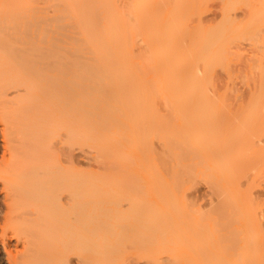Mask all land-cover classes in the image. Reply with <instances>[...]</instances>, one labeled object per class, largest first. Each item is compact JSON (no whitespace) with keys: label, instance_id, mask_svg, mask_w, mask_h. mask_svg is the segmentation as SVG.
<instances>
[{"label":"bare ground","instance_id":"bare-ground-1","mask_svg":"<svg viewBox=\"0 0 264 264\" xmlns=\"http://www.w3.org/2000/svg\"><path fill=\"white\" fill-rule=\"evenodd\" d=\"M126 1H129L127 2L128 4L125 3ZM220 1H222L220 2V4L221 3L223 4L224 0H220ZM227 1L229 2L230 0ZM234 1L231 0L230 1L231 4H233ZM238 1L235 2H237L239 5L240 4L247 5V6L245 5L244 7L245 9L252 7L251 10H249V12L252 13L253 11L256 12L255 11L256 7L253 6V3L250 6L248 5L252 1L254 2V0H250V3H248L249 0L248 1L241 0L240 3ZM259 1L256 2L258 3V5L259 3H262L261 1L263 0H261L260 2ZM196 2H198V0H0V140H1L0 141L1 142L0 143L1 144L0 180L1 182L3 181V187L1 186V191L2 189H4L5 191V197L4 196L3 197L5 199L4 205L6 208V214L4 215H6L5 218L7 221L6 223H4L2 220L3 223L0 224V225L5 224V226L7 225V227H4V225H2L4 228L0 226L2 228V233H3L0 234L2 236L1 239L4 236L3 246L1 245L2 246L1 250H3L2 251L3 254L0 255V264L1 262L3 263L5 261L8 264H59L58 221L57 222L53 221V219L41 220V218L37 221H33L31 220L32 218L29 217L31 216L29 215L30 214L29 212L30 211L32 212L34 210V213L36 212L38 215H41L44 212H46L45 209L47 208V205L49 203L59 204V193L57 192L54 193V190L55 191L57 190L56 187H58L59 189V177L57 175L59 174V115H60L59 106L61 107L62 111L67 109L71 111L70 107L73 109L72 111H74L75 108L78 107L76 103L71 102L70 100L65 98L63 96L64 95L63 92H62L63 93L62 97L64 98L59 99L60 87H63L62 88L63 91H67L68 89V91L75 92L79 85L78 82H73V81L71 82V80L69 81L70 83L67 82L59 83V78L65 76H71L77 79L78 78L83 79L85 77L90 76L94 78V81L96 79V81L98 80L97 83H100V85L96 87L100 88L101 86L104 89L105 88L107 89L108 87L112 89V87L113 88L115 87L113 90H111V92L112 91L116 92L115 91L116 89L118 92L120 90L122 94H118V92H116L115 94L112 92L114 94L113 97L116 96L115 98H113L114 100L112 99V102L115 101V103L116 102L120 103L125 108V110L129 106L131 109L133 108L132 110L129 108L128 109L131 111L130 114H132L133 117H135L132 118V120H134L133 124L136 126L137 129H139L140 126L141 128L148 125L150 126V123L151 125H154V127L152 126L154 128V131L150 129L152 130V132H149L148 131L149 128L147 127V131L142 132L145 134H142L140 132V136H141L140 142L143 140L142 136L144 135L145 141L143 140L141 142V145L142 143H144V145L146 146L148 144V142L146 141L148 139L146 138L149 137L151 133H153L152 137L154 141L153 140L151 141L158 145V146L156 145L158 147V149H156L155 147L152 146L153 143L150 141L152 143L150 146L151 148L153 147V149L149 148L150 146L148 147L150 151L151 150L153 151L152 154H154L153 157H151L152 159L150 158V160L152 161L150 167L152 168V172L154 173V174L152 173L154 175V185L156 186L157 189L172 190L174 191V193L177 191L178 193L176 192V194H172V196L174 197L171 196L172 198H176L177 194L178 197L179 193L183 192L182 190H184L186 194L188 193V190H191L190 192L192 193L194 189H196L201 185L200 182L202 183L201 186H203V182H206L204 183L206 185L209 184L206 187L208 188V190L210 188L209 186L211 185L210 190H213L214 192L210 191V193L211 192L212 194L214 193L216 197H214L215 199H213V196L215 195L213 196L211 195L212 200L214 202L213 201L211 202L210 201L211 198H210L209 200H207L210 201L209 202L210 204L207 203V205L209 204L210 206H212L211 204L212 203L215 204L216 202L215 205L217 207L213 206L214 209L216 208L214 210L210 208L209 205L207 206L205 201H204L205 203H203L205 204L204 206H206V208L209 207L211 210H209V212L207 210L208 208L203 210L204 208L203 206L202 208L203 211L201 212V213L203 212L206 213V218H203L201 216V220L203 222L205 219V222H207V228L205 229L208 230V232L207 231L205 232V238L203 242L205 249L204 251L201 252L203 254L201 257L202 264H264V222L262 221L263 223L260 224L261 215H263V213L260 212L262 211V209H259V205L261 204L263 205L264 203L258 205V201L256 203L254 199L258 194L255 197L252 196L254 193L253 189L258 187L259 184L261 185V183L258 182H262L261 180L264 179L263 178L264 177V147L263 148H260L259 146H258L259 148L256 147L257 145L255 143L257 140L254 141L255 139L254 135L256 134V132L254 133V131L251 132V130H249L250 127H252L253 129V126L256 125V122L257 123L259 122L260 118L261 119L263 118L262 116L264 110H262V112L257 111V113L259 114L257 115L258 119L255 117L256 119H254L255 122L253 123H251V121L254 116L251 118L250 115L254 113L253 108H257L260 110L262 109L259 108V106L261 107V105L264 104L263 103L264 93L261 94L263 95L261 96L262 98H258L259 96L256 97V95L253 97L252 94V97L249 99V102L247 104L244 103L246 105V108L249 107L253 109L250 110L253 112L252 114L249 115L250 117L247 115V118L249 117L248 119L250 121L246 117L244 118V121L246 123L247 121L250 123V126L249 124H247L249 127L247 125L244 126L242 125L240 127L239 125L243 124L244 122L243 120H241L243 122L237 125L236 126L237 128L234 127L232 129V124L234 123L235 125L234 119H236V116L237 119L239 118L238 116H241L240 114H238L236 116H233L234 122L230 120L228 125L229 130H227V132H224L222 127L225 124L224 119L226 116L225 117L220 116L222 118L221 121L220 119L219 121L221 123L223 121V124H221L218 121L216 111L217 110L221 111V113L223 112L222 114H224V111L219 109L222 108L225 109L224 107H229L230 106L229 99L221 95L222 92L221 93L219 92L220 95H216L217 89L215 94L212 93L213 91H215L214 89L215 87L213 88L214 90L211 93H210L211 88L209 89L210 84H212V82L214 83V81L217 80L215 79V77L214 80L213 76L212 78L209 76V74L213 69L211 68V66L213 65L214 67V64L219 66V63H221L220 67L218 68L220 70V68L223 67V65L225 64L223 63L224 60L230 57V55L232 56L233 54H238L237 56H240L241 55L239 54L240 52L237 51L236 49L238 47L237 45L239 44V42L241 43L243 39L246 38L247 40L245 39V41L252 40V43L250 44L258 45L259 51L258 48L253 46L254 49L255 48L257 49V51L255 49L256 55L257 53L259 55V52H262L263 53L262 55H264L263 52L264 50L262 46L259 47L262 44L259 45L258 41H256L259 40V42H261V40L258 38H261L260 35L262 31L264 32V28L262 27H261L262 29L259 28L258 29L259 31L256 29L255 31L259 33L254 32L252 34H249V36L247 37L244 33V30L247 29V26L250 27V23L251 24L254 23L253 25L257 23L258 20L257 18L260 19L258 20L259 22L261 21L262 17L264 16L263 14L264 2L262 5H260L261 8L259 7L260 8L258 9L259 11L254 13L255 18L251 13L250 16L251 21L249 20L248 24L247 23L245 24V26L247 25L246 28L244 27L243 29H241L240 28L241 26L238 25L244 23L243 21H246L245 19L248 18L247 17L248 13H244L247 15L244 20H241L244 18V14L239 15L235 12L232 13L234 15V17H232L231 16L232 14L229 9L232 5L230 4L226 5L227 7L230 6L229 8H226L229 9L228 11L230 13L229 12L226 13L225 10L227 17H229L230 14V18H226V17L224 18L221 16V21H223L222 18H224L223 21L224 25L226 24L229 25L230 27V25L236 24L237 22L239 23L241 21V23L234 25L233 28L230 27L231 29L229 30L228 34H226V36L221 37L223 36L222 34H224L222 32V34L220 33L221 36H217L216 38L215 35L218 32H214L215 33L213 34L214 37H209L207 35L209 33L207 34L205 33L206 34L205 35L202 34L203 32L199 30H192L191 34L189 33L188 36L187 29L190 27L195 29V26L192 27V25L185 30L186 34L183 32L184 28L192 24V21H189L188 18L194 19L195 17H198L197 12H199L200 9L198 8L199 10L196 11L197 8L195 7H200L202 5V7L204 8L205 6L203 5L204 0H200V2L198 3ZM237 3L234 4L238 5ZM226 4L228 3L226 2ZM253 7L255 8L253 9ZM245 12H247V10ZM59 13H65L64 15L66 16H64V18L67 17L69 14L68 20H71L73 22V25L71 24L68 25V28L71 26L72 28L71 27L70 28L74 29L73 35H71L70 37L68 36V40L70 38L74 41L73 44L75 45V49L71 48L74 50L71 54L69 53V57L67 58L68 60L64 58L65 61H67V63L70 62V66L64 65L62 63L64 62V60H61V57H64L65 55H63L64 53L62 54L61 52H59L61 48H63L64 50V47H60L59 45L60 41H62V39L59 41V35H62V33L59 34V26L66 25L64 18L61 19L62 16L60 15L61 16L60 17ZM225 13H223V15ZM219 17L220 15L218 16V18ZM237 17L241 19L240 20L238 19L239 21H237ZM200 18H201L200 21L196 22V20H194V23L195 22L198 23L197 27L200 26L202 28L206 23H204L203 25L202 23L205 20L202 17ZM188 21L190 23H188ZM208 21L212 22V20H208ZM216 22L217 21H215V23ZM218 25L221 24H219L218 22ZM205 26H206L205 28H207V25ZM210 26L212 27V25ZM222 26H220V28ZM229 27L226 28L229 29ZM65 28H67V26H65L63 30H65ZM179 29L181 32L184 33V34L181 33L180 34L181 36L178 35ZM208 29L207 30L205 29V32L206 31L207 32L209 31L211 33L213 32ZM210 29L213 30V28ZM215 30L218 29L215 28ZM198 31L199 33H196ZM192 33L194 34L195 37L193 36ZM195 33L199 35L196 37ZM127 34L130 37V41L129 38H127L128 36L126 37ZM185 35L189 38H187ZM139 38H141L142 40ZM185 38L189 40L185 42L184 41ZM248 38H250L251 40H249ZM138 40L141 41V43ZM126 41H128L129 43ZM135 41L138 44L140 43V46L142 45L143 42L144 45L143 48L145 50L141 49L142 46L141 47L138 46L140 47L139 49L141 51L142 50L144 51V53L142 52L141 55H139L140 50L138 49V47L132 46ZM183 42L187 43V45H184ZM127 45L131 46L132 50ZM127 47L130 49V50L128 49L129 51H127ZM239 48L240 47H238V50ZM69 49L67 47V51ZM134 50H136L137 53L136 51L134 52ZM132 52H134L135 55ZM65 53L67 54L68 52H66L65 50ZM156 56L159 57L158 59H161V56L163 57V59L165 57L164 60L162 59L163 61L162 65L160 63H157V65L154 64L150 67H146V65L149 66L150 64H152L150 62H152L153 61L152 58L154 57L156 58ZM237 56H235V58H237ZM252 57L250 56V58ZM256 57L257 59L261 58V54L259 57L258 56ZM126 61L130 63L129 64L130 67H128V65L126 64V66L129 69L125 67ZM260 61L262 63L260 67L262 68L264 66V60L262 59ZM244 62L246 63L245 60ZM249 65H252L253 69L254 67L258 69L257 67L258 64L257 65L254 64V61L253 64L251 63ZM126 68L128 69L129 73ZM137 68L138 70H140L141 68L144 69L142 70L144 74H146L147 71H151L150 74L153 75L151 76L154 85L152 84V81L149 80L148 78H147L148 81L144 80L146 76H148L147 74H149V72L146 75H144L140 71L137 72ZM256 68L254 71H256ZM229 69L232 72V68L229 67ZM260 70H262L261 73L263 72L264 74V70L263 69ZM254 71L252 70V74H254ZM136 72L138 73V75L139 74L141 75V73L144 75V79L141 78L142 80H144V84L146 83L147 85L149 83L148 85L150 87L148 85L146 86V88L147 87L150 88L148 92L146 91L144 84H141L140 82L142 81L141 79L138 82V84L140 83L139 86L141 85L142 87H144V90L142 92L140 90L141 88L138 89L140 91L139 93L141 94H138V92L136 93L135 89L138 88L137 87L138 84L136 85V88H134L135 86L132 84L131 82L132 80L131 81L129 80L128 82L129 84L123 82L125 84V87H123L124 84L122 83V81H120L121 79H118V78H123V80H128L129 78L131 79L132 74ZM124 73L127 74L126 76H128V78H126V76H123ZM247 75L249 74L247 73ZM134 76H132V79ZM259 76L256 77L259 78ZM135 77L137 78V75ZM248 77L249 76H246V79ZM254 77L250 76L249 77L250 81L253 80L251 78ZM261 77L263 78L262 83L260 82L261 87H259L255 91V93L260 91L259 89L263 90L264 75L263 76L261 75ZM103 78L112 79V81L110 82L112 87L111 85L109 86L108 83H103L104 81V80L102 81ZM246 79L243 77L242 81L245 82ZM255 79H254V85L255 83H257L255 82ZM149 81L151 82L152 85L150 84ZM207 86L209 91L207 90ZM151 89L152 90L154 89V91H152ZM126 91L128 93H126ZM231 91L233 90L231 89ZM111 92L109 94H111ZM232 93L233 92H231V95ZM225 95H230V94H225ZM232 97L233 96H231V99L233 100ZM107 99L108 101H110L109 100L110 98ZM93 102H96V100H93ZM141 102L145 105V108L143 107L144 105ZM259 102L262 104L259 105L260 104ZM132 105H134V107ZM107 106L108 108H110L112 105L109 104ZM139 106L143 107L142 109L143 111L140 109V113H139ZM231 107H235L234 104ZM100 108H101L100 110L104 109V107H100ZM98 109L94 108L93 110H98ZM150 109L153 110L152 111L153 115L150 114L151 113ZM245 110L246 109H244L243 111L245 112ZM132 111L134 113H132ZM161 111L164 114L168 111L169 114L166 113L165 114L166 116H163V114H161ZM243 111H241V113ZM67 112L68 111H66V113ZM119 112L121 113V111ZM141 112H143L144 115ZM92 113L93 112L91 111V114ZM120 113L119 116L122 117L123 112L121 113L122 115H120ZM134 114H136L137 117L136 115L134 116ZM149 115H152L150 116L151 118L150 117L148 118ZM99 116L100 115H98V117ZM139 116L143 120H141ZM102 117L100 116L99 119ZM107 118L109 119V117ZM144 118L151 119V120H147V122L149 121L152 122H149L147 124ZM110 119L112 118L110 117ZM135 119H137V121ZM237 119L236 121L238 122ZM103 120H105V118ZM144 120L145 122H143ZM141 121L143 122L142 124ZM136 122L138 125L136 124ZM261 122L264 123V118L263 120L260 121V123ZM96 123L95 125H97ZM106 123L104 121V124L100 126L105 127L104 125ZM251 124L253 126H251ZM219 125H221L222 127L220 126L221 128H219ZM110 126L113 127L112 125ZM111 127L109 128L111 129ZM90 128L91 131L92 129H94L93 126H90ZM106 128H105L106 130L109 129L108 126ZM61 129H63V127ZM98 129H100V127H98ZM95 131L96 128L94 130V133H96ZM73 132L76 133L75 130ZM115 133H117V129ZM115 133L111 132L110 135L112 136L113 134L115 136L116 135ZM74 135L72 136L74 137ZM93 136L96 137L95 135ZM77 137L80 138L81 136L79 137L78 135ZM86 139L87 138H85V140ZM126 140L128 141V139ZM115 141L116 139H114V143ZM116 142L120 144L118 141ZM145 142L147 144H145ZM153 145L155 146V144ZM149 149H147L148 152ZM66 150L68 149L66 148ZM91 151L92 150H90V152ZM70 153L67 152L69 156H71ZM100 153L102 152L100 151ZM122 154L125 153H121L120 151V153L118 154L119 158H121L120 156H122ZM113 155L114 157H116L115 154ZM89 158H87V160ZM98 158L100 159V156H98ZM255 159L258 161L256 162ZM100 160L102 162V159ZM125 160L124 162H126ZM147 160L144 161L143 159L144 162H147ZM251 160L253 163L250 162ZM104 162L106 161L103 160V162L101 163V164H105L103 165L104 168L103 166L102 167L99 166L97 163V165L99 166V170L100 167L103 168L104 170H108V165L106 166V163ZM95 163L94 165H96ZM109 163L110 162H108L107 164ZM112 163L113 162H111L110 164L112 165ZM120 167L119 170L123 171L122 169H120ZM94 168H96V166ZM248 178H250V180ZM258 178L260 179L258 180ZM244 180H247V182ZM112 181L118 182V180H112ZM244 185L247 187L246 189H243ZM200 190L201 189L195 191L196 192L199 191L200 192L199 194H201L202 190L201 191ZM256 191L254 194H256ZM196 192L193 191V194ZM206 194L207 193H205V195ZM185 196H183L185 199L189 198V195L188 197ZM162 197H166V195L163 194ZM183 197L182 199H184ZM170 198L168 200H170ZM191 199L190 200L188 199L187 201L188 202L191 201V203H193L194 201ZM171 201L169 202L171 206L174 205L173 202L175 204L177 203L175 202V200L172 202ZM183 201L185 203L187 202L186 200ZM187 205L191 206L190 202ZM189 206L187 207V209H189ZM201 207L202 206L200 205V209ZM173 211L175 213L176 209H174ZM211 211L213 212L210 213ZM157 213L158 212L154 214V217H157L158 215ZM176 213H179V211ZM34 215H33V219L36 218V216ZM151 215L153 216L152 213ZM48 216L49 215H47V217ZM240 220L245 221L247 223L246 224L247 226L249 225L248 227L250 231L248 230L249 232H247V234L244 236L243 238L244 242L242 243V245L237 247V244L239 242L235 244V246L237 247L235 249L237 250L241 249V251H239L236 254L237 256H235L234 258V255H232V253L233 252L236 253L234 251L235 249L230 250V252H228L229 251L228 248H231L229 247L230 244L229 241H231L232 238L231 237L229 239L228 237L233 236L228 231H231V233H233L234 230L232 229L231 226H234V224L238 223V221ZM156 221H153V224H156ZM212 222L214 224L216 222L215 225L216 227H219L220 225L219 224L217 226V222L219 223L221 222L222 223L221 229L223 230L224 228L223 225H224L226 227V231L228 230L227 232L230 235L228 236L227 232L225 233V229H224L225 236L223 235L224 233L222 235L221 234L216 235L217 231L221 232L222 230L220 229V227L218 229L215 227L216 228L215 229ZM255 223L257 226L253 227L255 226L254 225ZM10 227L11 230L13 231L11 234L13 240L8 238L7 235L8 234L7 230ZM152 227H150V229ZM153 228L158 229L157 227H153ZM230 228L233 231L229 230ZM233 228L236 229L235 231L238 232L240 231L239 228H235V227ZM159 229L161 230L160 227ZM148 230H146L147 233ZM160 230L159 231L156 230V231L159 232L158 233L159 236L163 239V237L165 236V234L163 233L165 232L163 229L161 232ZM202 230L205 231L204 228H202ZM206 233H208V235ZM153 234H156V232ZM203 234L204 233H202V235ZM144 236L147 235L144 234ZM151 237L154 238V236ZM151 237L149 236V238ZM235 237L236 236H233V238ZM145 239H148V236L145 237ZM153 240H154L153 243L158 245V243H156L157 241H155L156 238H154ZM147 241L145 242V244L148 243ZM166 241L168 240L165 239V242ZM238 241L240 240L238 239ZM12 242L14 243L12 244ZM161 244L164 245L163 242ZM154 253H152V255ZM160 254L161 252L159 251V253L153 255V260L151 258L152 262L149 263L167 264V262L164 263L165 261H163L164 259L162 260ZM173 257L170 256V258H172L170 260L173 262H171L167 258L166 261H168V264H178L179 260H181L180 256H178L177 254L175 255L173 254ZM177 257H179V260ZM143 258L146 259V257L144 256ZM151 260L147 259V261H151ZM104 261L101 264H105L106 262L104 263ZM174 261L176 263H174Z\"/></svg>","mask_w":264,"mask_h":264},{"label":"rangeland","instance_id":"rangeland-1","mask_svg":"<svg viewBox=\"0 0 264 264\" xmlns=\"http://www.w3.org/2000/svg\"><path fill=\"white\" fill-rule=\"evenodd\" d=\"M230 1L228 2L227 0H224L223 4L222 3L220 4V2H222L220 0H206V1L204 0V4L202 3L203 5H205L204 8L202 7L201 3H200V5H201L200 7H202V8L195 7V8H197L196 11L200 9L199 12H197V16L198 17H195L193 15L195 17V18L193 17L194 19L188 18L189 21H192V24H190L186 28H184L183 32L185 33L186 32L185 30L189 26L192 25V27L195 26V29L191 28V27L188 28L187 29L188 30V34H187L188 36H189V33L191 34L192 30H199V31L203 32V33L201 32L202 34L209 33V34L213 35V34H215L214 32H218L215 35V38L217 36H221V34L223 32L224 34H222L223 36H221V37H224V36H226V34H228L229 30L231 28H233L234 25L241 23V21H240L239 23L237 22L236 24L230 25L231 28L229 27V25H226V24L224 25V22H223L224 18L225 17L226 18H230V14H229V17H227V14H226L227 12H229L228 11L229 9H230L231 14L235 13V12L237 14H239V15L244 14V13H248L247 14L248 16L246 14H244V18L243 17H242L243 19L240 18L241 20H244L246 18V16H247L248 18L245 19L246 21H243L244 23H241L240 25H238V26H241L240 27L241 29H243L244 27L246 28L247 25L245 26V24L246 23L248 24V21L251 19L250 16H251L252 12H249V10H251L252 7L251 8L249 7L248 9H245L244 7H245L246 4L242 3L243 5H241V4L239 5L237 2H235V1H238V0H235V1L233 0L235 4L236 3L238 4V5H235L233 2H232L233 4H231ZM240 1L241 0H239L238 2L240 3ZM257 1H259V0H254V2L252 1L251 3H250V0L248 1V3H250V4H248L249 6L252 5V3H253V6L256 7V9H257V10L255 9L256 12L259 11L258 9L261 8L260 5L263 4L264 0L263 1L260 0L262 3H259V5H258V3H256ZM127 2H129V1H126L125 3H127ZM198 2H200V0H198ZM198 2H196V3H198ZM201 2H203V1H201ZM226 2L228 4H226ZM229 4L232 5L233 7L229 6L230 7L229 8V7L226 6V5H229ZM255 7H253V9ZM226 8H229V9H226ZM231 9L234 12H232ZM225 10H226V13H225ZM246 10H247V12H245ZM256 12L253 11V13H252L253 17H254V13H256ZM194 13H196V12H194ZM223 13H225V14L223 15ZM64 14L65 13H59V16L60 15L62 16L61 19H63L64 16H66ZM218 14L220 15L219 18H218V16H219ZM68 16H69V14H68ZM68 16L64 18V21L66 22L65 26H67V28H65V30H63L65 26H63V25L59 26V34L62 33V35H59V41L62 39L63 42H66V43H63L62 41H60L59 45H60V47H64V50H63V48H61V50H59V52H61L62 54L64 53L63 55H65L64 57H61V60H64V62H62V63L64 65L70 66V62H68L69 63L68 64L67 61H65V59L68 60L67 58L69 57V53L71 54L73 52V50L75 49V45L73 44L74 41L72 39L69 38V40H68V36L70 37L71 35H73V32H74V29H71L72 28L71 26H70L71 28L70 27L68 28L69 24L73 25V22L71 20H68ZM216 16H217L218 19L216 18ZM221 16L224 17V18H222L223 21H221ZM231 16L234 17L233 14ZM200 17L204 18V20L206 21V22L203 21L202 24L204 25V23H206L205 25H207V28H205L206 27L205 25L202 28L200 26L197 27L198 23H196V22L200 21V19H201ZM238 19H239V17H237V21L240 20V19L239 20ZM257 19L260 20L259 18H257ZM194 20H196L195 23H194ZM208 20H212V22L208 21ZM218 20H220L221 22L218 21ZM258 20H257V23H255V25H253L254 23L253 24L250 23V27L247 26V29L244 30V33H245L246 37L249 36V34H252V33L256 32L255 31L256 29L258 30L259 28L260 29L264 28V16L262 17L260 22ZM189 21H188V23H190ZM215 21H217V22L215 23ZM218 22L221 25H218ZM210 25H212V27ZM222 25H224V26H222ZM213 26H216V27H213ZM220 26H222L221 27L222 29L220 28ZM226 27H229V29L226 28ZM210 28H213V30L210 29ZM215 28L218 29V30H221V31L215 30ZM223 28L225 29V32H224ZM205 29L206 30L208 29V30L213 31V32L212 33L209 32V31L205 32ZM226 29H227V31H226ZM179 31H180V29H179ZM179 31H178V35L179 36H181L180 35L181 33L184 34L181 31L179 33ZM199 31L196 32V33H199ZM196 33H195V35L197 37L199 34L197 35ZM256 33H259V32H256ZM209 34H207L209 37H214V35L212 36V35H209ZM218 34H220V35H218ZM127 36H128V34L126 35V37ZM193 36H194V34H193ZM260 37L261 38H258V37H256V38L260 39L261 42H259V40H256V41H258L259 45L262 44L259 47L262 46V48L264 50V41H263L264 40V32L263 31L261 32ZM127 38H129V41H130V37L128 36ZM187 38H189V37H187ZM139 39H141V38H139ZM245 39H243V40L245 41ZM248 39L251 40L250 38H248ZM187 40H189V39L185 38L184 41L186 42ZM243 40L241 41V43L239 42V44L237 45L238 47H240L239 50H238V47L236 49L237 51L240 52L239 54H241L242 56L241 55L237 56L238 54H233L232 56L230 55V57H228L226 59L227 61L224 60V62H223V63H225L224 64L225 66L223 65V67H221L220 70H219L218 68L220 67L221 63H219V66L214 64V67H213V65L211 66V68H213V69H212L211 73L209 74V76L211 78L213 76V79H214V77H215V79H217V80L214 79L215 81L212 80V81H214V83L212 82L213 85L210 84V87H209V89L211 88L210 93L215 89V91L212 92V93L215 94L216 89H217L216 95H220V93L222 92L221 95H223L225 98L229 99L230 106L229 107H224L225 109H223V108L219 109V110H223L224 114H222L223 112L221 113V111H218V110L216 111L217 117H218V121H219V119L221 121L222 117H220V116H223V117L226 116L225 119H224L225 124L223 125V127L221 125H219V128L222 127L224 132H227V130H229L228 125H229L230 120L233 121V116H236L238 114L241 115V116H238L239 117L238 119H237V116H236V119L238 120L239 123L236 121V119H234L235 120V125H234V123L232 124V129L234 127H236L237 125H239L240 123H242L244 121V118L245 117L247 118V115L249 116L253 112L254 113L252 115H250L251 118L254 116L252 121H251V123L255 122L254 119H256V118L258 119L257 115H259L257 113V111L262 112V110H264L263 109L264 108V106H263L264 104L261 105L262 103H260V102H259L260 104L259 103L258 104L261 105V107L259 106V108H262L261 110L257 109V108H253L254 110L252 108H249V107L246 108V105H245V104H247L249 102V99L252 97V94H253V97L255 95H256V97L259 96L258 98H262L261 96H263L261 94L264 93V87H263V90L259 89L260 91H258L256 93H255V91L259 87H261L260 86V82L262 83V79H263L261 77V75L263 76L264 74H263V72L261 73L262 70H260V69L264 70V68H263L264 66L262 68L260 67V65H262L260 60H262V59L264 60V57H263L264 55H262L263 54L262 52H259V55H258V53L256 55L255 49L258 48V45L250 44V43H252V40L251 41H245V42ZM126 42H128V41H126ZM139 42L141 43V41H139ZM185 42H183L184 45H187V43H185ZM140 43L138 44L135 41L132 46L138 47V46H140ZM256 44H257V42H256ZM141 46H142L141 49H144L143 48V46H144L143 42H142ZM253 46H255L256 48L254 49ZM67 47H68V49L70 48L68 51H67ZM128 47H130V49L132 48L131 46H128ZM128 47H127V51L130 50ZM140 47H138V49ZM71 48H74V49H71ZM253 49H254V51H253ZM65 50H66V52H68L67 53L68 55L65 53ZM136 50H134V52ZM256 51H257V49H256ZM258 51H259V48H258ZM134 52H132V53L134 54ZM142 52L144 53L143 50L142 51L140 50L139 51V53H140L139 55H141ZM136 53H137V51H136ZM260 54H261V58L262 59L261 58L257 59L256 56L259 57ZM252 55H253V57H252ZM254 55H255V57H254ZM235 56H237V58H235ZM243 56H245V57H243ZM250 56L252 58H250ZM232 57H233V59H232ZM158 58H159L158 56H156V58L155 57L152 58L154 62L153 61L150 62L152 64H150L149 66L146 65V67H150V66H152L154 64L157 65V63H160L162 65L163 57L161 56V59H158ZM234 58H235V60H234ZM164 59H165V57H164ZM244 60L246 61V63L244 62ZM255 60H258L259 62L255 61ZM253 61H254V64H256V65L258 64L257 65L258 69L256 67H254V69H253V66L249 65L251 63L253 64ZM126 64L128 65V67H130L129 66L130 63L128 61L125 62V67H127ZM229 67L232 68V72L230 71ZM250 67H251V70H250ZM199 68H200V66H199ZM255 68H256V71H254ZM128 69H127V71H128ZM142 70H144V69L141 68L140 70H138V68H137V72L140 71V72H142L144 74V72ZM252 70L254 71V74H252ZM257 71H258L259 74L257 73ZM137 72L132 74V76H134L136 74L137 78L135 77L136 76L135 75L133 77V79H132V76H131V79L129 78L128 80H123V78H118V79H121L120 81H122V83L124 82L126 84H129L128 83L129 80L130 81L132 80L131 82L135 86L134 88H136V85L138 84V82L140 81L141 78L144 79V75H146L148 72H149V74H147L148 76H146V78L144 80H147V78L149 80H151V81L153 80L152 79L153 75L150 74L151 71H147V73L145 72L146 74H144V75L142 73H141V75L139 74L141 77L138 75ZM255 72H256L257 75L255 74ZM128 73H129V71H128ZM212 73H214L215 76ZM247 73L249 75H247ZM126 75L127 74H125V73L123 74V76H126ZM246 76H249V77L250 76H252V77L255 76V77L251 78L253 80L250 81L249 77L246 79ZM256 76H259V78L256 77ZM243 77L246 79L245 82L242 81ZM126 78H128V76H126ZM238 78H241V79H238ZM254 79H255V82H257V83H255V85L258 84V85H256L258 87H256L254 85ZM70 80H71V82L72 81L73 82H78V84H79L78 88L74 92V91H68V89H67V91H63V89H62L63 87H60L59 88V90H60L59 91V94H60L59 95L60 96L59 99H63L65 97L68 100H70L71 102L76 103V105L78 107H76L74 111H72L73 109L71 107H70L71 111L69 109L62 111L61 107L59 106V114H60L59 115V174H57L58 177H59V189H58V187H56L57 190L56 191L54 190V193H56V192L59 193V204H57V203H49L47 205V208H49L50 210L46 208L45 209L46 212H44L41 215H38L35 212L37 214L36 215L34 213V210L32 212L31 211L29 212L30 213L29 215H31L29 217L32 218V219L31 218H29V219H31L33 221H37L40 218H41V220L42 219L43 220H52L53 219V221H56V222L58 221V224H59V264H94V263L95 264H101L104 260H105L104 263L106 262L108 264H150L149 262H152L153 255H155L156 253H159V251L162 254V255L160 254V257H162V260L164 259L163 261H165L164 263L167 262V264H168V261H166L167 258L169 260L172 259V258H170V256L173 257V254L174 255L177 254L178 256H180L181 260H179V257H177L178 260H179L178 264H202V260H201L202 258L201 257H202L203 254L201 252L204 251V249H205V246H204L203 242H204V238H205V232L206 231L208 232V230L205 229V228H207V222H205V219H204L203 222L201 220V216L203 218H206V213H204V212L201 213V212L203 210L207 209V208H208L207 210L209 212V210H211L210 208L214 209L213 206H216L215 205L216 202H215V204L212 203L211 204L212 206L209 205L210 204L209 202L213 201L212 200V196L215 195L214 193L212 194V192L210 193V191H213V190H210L211 185L209 186L210 188L208 190V188H206V187L209 184L206 185V184H204L206 182H203V186H201L202 183L200 182L201 185L199 187H197V188L202 190V191L200 190L201 194H199L200 193L199 191H197V192L195 191V190H198L197 188L194 189V190L192 189L194 192H196L194 194H193V191L191 193L190 192L191 190H188V193H187L189 195L188 199L190 200L192 198L191 200L194 201L193 203H191V201H189L191 206L187 205L189 203L187 201L188 199L187 198L185 199L183 197V196L187 195L186 192H184V190H182L183 191V192H181L182 194L179 193V196L181 198L179 196L177 197L178 194L176 195V198H172V197H174V196H172V194H176L177 191L174 193V191H172V190H159V189H157L156 186L154 185V175H153L154 173L152 172V168L150 167L151 166L150 164L152 163L150 158L153 157L154 154H152L153 151L152 150L150 151L149 148H151L150 145L152 143L155 144V146L153 144H152V146L155 147L156 149H158V147H157L158 145L151 141V140H153V137H152L153 133H151V135L146 138V139L149 140V141L146 140L148 142V144L145 142V144H147L146 145L147 147L144 145V143H142V145H141V142L145 138L144 135L142 136L143 140L140 142V138H141L140 132L142 133L143 131L144 132L147 131V127L149 128L148 131L152 132V130L154 131V128H153L154 125H151V123H150V126L148 125V126L143 127L144 126V124H143V126H142L143 128H141V126H140V128L137 129L136 126L133 124L134 120H132V118H135V117H133V115L130 114L131 113V111L129 110V109H131L130 106L127 107V109L129 108L128 110L127 109L125 110V108L120 103H117V102L115 103V101L112 102V99L116 97V96L113 97V95H114L113 93L116 94V92H118L116 89H115L116 92H113V91H112L113 93L111 92V90H113L115 88V87L113 88L112 85L110 84L112 79H110V78L109 79L108 78H103L102 79V81L104 80L103 83H108L109 86L111 85L112 89L110 87H108L107 89L106 88L104 89L101 86H100V88L96 87V86H99L100 83H97L98 80L96 81V79L94 81V78H92L90 76L85 77L83 79L82 78L81 79L80 78L77 79V78H73L71 76H65V77L59 78V83H61V82L70 83L69 82ZM99 80H101V79H99ZM144 80L140 81L141 84H144ZM106 81H108V82H106ZM248 82H250V83H248ZM139 84L137 85L138 88L135 89V91H136V93L138 92V94H141V93H139L140 91L138 89L141 88L140 90L142 92L144 90V87H142L141 85L139 86ZM150 84H151V82H150ZM152 84H153V81H152ZM147 85H146V83L144 84L145 88H146ZM89 86H90V88H89ZM123 87H125V84H124ZM149 87L146 88L147 92L150 90ZM153 88H154V86H153ZM209 89H208V86H207V90L208 91H209ZM231 89L233 91H231ZM106 90H108V91H106ZM102 91H103V93H102ZM152 91H154V89ZM226 91H227V93H226ZM230 91L233 92L232 95H231ZM234 91H235V93H234ZM62 92L64 93V95H63ZM110 92H111V94H109ZM130 92H131V90H130ZM90 93H91L92 96L90 95ZM126 93H128V92L126 91ZM118 94H122V92H120V90H119ZM225 94H230V95H225ZM62 95L64 97H62ZM123 95H125V94H123ZM229 96H230V98H229ZM231 96H233L232 97L233 100L231 99ZM107 98H110L109 99L110 101H108ZM97 99L100 100V101H98ZM93 100H96V102H93ZM98 104H100V105H98ZM109 104L112 105L110 108H108V106H107ZM233 104H234L235 107H231V106H233ZM91 106L96 108V109H98V107H99V109L98 110H93L94 108H92ZM132 106L134 107V105H132ZM142 106H139V113H140V109L142 110L143 107L145 108V105L143 107ZM100 107H104V109L100 110L101 109ZM151 109H150V111H151L150 114L153 113L152 112L153 110H151ZM244 109H246L245 112L243 111ZM251 109L253 110V112L250 111ZM118 110L121 111V113L123 112V116L122 117L119 116L120 112ZM66 111H68V112L66 113ZM91 111L93 112L92 114H91ZM134 111H135V109H134ZM241 111H243V112L241 113ZM85 112H87V113H85ZM149 112H147V113H149ZM247 112H249V113H247ZM121 113H120V115H122ZM132 113H134V112L132 111ZM141 113L143 114V112H141ZM166 113L169 114L168 111ZM229 113H231V114H229ZM63 114H64V116H63ZM96 114L100 115L101 117L103 116L102 118L103 119L105 118V120H103L102 118L99 119L100 116L98 117V115H96ZM161 114H163V116H166L164 113H162V111H161ZM95 115H96V117H95ZM135 115L136 114H134V116ZM152 115H149L148 118L150 116H152ZM107 117H109V119ZM110 117L113 120L110 119ZM136 117H137V115H136ZM240 117H241V119H240ZM262 117L264 118V111H263V116ZM75 118H77V119H75ZM139 118H140V116H139ZM148 118H146V119L144 118L146 120L147 124L149 122H152V121L147 122V120H151V119H148ZM263 118L262 119L260 118L259 122L258 123L256 122L255 126H253L251 124V126H253V129H252V127L249 128V130H251V132H253V131H254V133L256 132V134L254 135V138H255L254 141L257 140L256 143H255L257 145L256 146L257 148H259V147L263 148L264 147V138H263L264 137V134H263L264 133V131H263L264 123H262V122H261L262 124L260 123V121L263 120ZM89 119H91L92 121L89 120ZM135 120L137 121V119H135ZM141 120H143V119H141ZM145 120L143 122H145ZM241 120H243V121H241ZM104 121H105V123L106 122L108 123V124L106 123L108 128L111 127L110 125L113 126V127H111V129L109 128L110 130L108 129L110 132L108 130H106L107 129L106 128L107 127L106 124L104 125L105 127H101L100 126V125L104 124ZM220 121H219V123H221ZM138 122H139V120H138ZM143 122L141 121V124ZM244 122H243V124H240L239 126L241 127L242 125L244 126V125H247V124H249V126H250V123L248 121H247V123L245 122V124H244ZM75 123H77V124H75ZM95 123L97 125H95ZM115 123H116V125H115ZM136 124H137V122H136ZM221 124H223V121H222ZM230 125H231V123H230ZM90 126H93V128H94V129H92V131L90 130L92 128V127L90 128ZM62 127H63V129H61ZM98 127H100V129H98ZM116 127H118V128H116ZM95 128H96V131H95L96 133H94ZM71 129H72V131H71ZM102 129H104V130H102ZM116 129H117V133H115ZM150 129H152V130H150ZM261 129H262V131H261ZM74 130L76 131V133L73 132ZM111 132L115 133L117 136L116 135L114 136L113 134L111 136L110 135ZM91 133H93V134H91ZM258 133H260V134H258ZM64 134H65V136H64ZM142 134H145V133H142ZM72 135H74V137ZM78 135H79V137L80 136L81 137L78 138L77 137ZM82 135H83V138H82ZM93 135H95L96 137H94ZM147 135H149V134H147ZM101 136H103V137H101ZM118 136H120V137H118ZM112 137H113V140H112ZM124 137H125V139H124ZM85 138H87V139L85 140ZM114 139H116V141H118L120 144H118L116 141L114 143ZM126 139H128V141ZM129 140H130V143H129ZM102 142H104V143H102ZM103 145H105V146H103ZM113 145H115V146H113ZM121 145H122V147H121ZM0 146H1V144H0ZM141 146H143V147H141ZM153 147L151 149H153ZM66 148L68 150H66ZM103 148H105V149H103ZM0 149H1V147H0ZM60 149L62 150L63 153L61 152ZM147 149H149V152H148ZM90 150H92V151L90 152ZM70 151H71V153H70ZM100 151L102 153H100ZM120 151H121V153H125V154H122V156H120L121 158H119V155H118L120 153ZM60 152H61L62 156L60 155ZM67 152H69L70 155L73 158L71 156H69V154H67ZM84 152H86V153H84ZM116 152H117V154H116ZM141 152H142V155H141ZM150 152H151L152 155L150 154ZM103 154H104V156H103ZM107 154H109V155H107ZM113 154H115L116 157H114ZM143 155L146 158V160L148 159L147 162H144L146 160L143 157ZM98 156H100V159H102V162H103V160L106 161L104 163H106V166L108 165V170H104L103 169L104 168L103 165H105V164H101L102 162L98 158ZM129 157L132 158V159H130ZM87 158H89V159L87 160ZM125 159H127V160H125ZM143 159H144V161H143ZM124 160L126 162H124ZM258 160H256V162ZM108 162H110V163L113 162V163L111 165L110 163L107 164ZM129 162H131V163H129ZM250 162L253 163L252 160ZM94 163L96 165H94ZM97 163H98L99 166H101V167L103 166V168L100 167V170H99V166L97 165ZM95 166H96L97 169L94 168ZM125 166H126V168H125ZM119 167L123 171H120ZM65 169H67V170H65ZM113 171H115V172H113ZM248 179L250 180V178H248ZM259 179L260 178H258V180ZM112 180H118V182L117 181H112ZM244 181L247 182V180H244ZM261 181L262 182H258L257 181L258 183H261V185L257 184L258 187L255 186L256 188L253 189V192L255 193L256 189H257V191H256V194L253 193V195H252L254 197L257 194L259 195V196L257 195L254 198L256 203L258 201V205L261 204V203H264V185H263L264 179L261 180ZM105 184H107V185H105ZM198 185H199V183H198ZM1 186L3 187V181L1 182V180H0V224L3 223V222L4 223L7 222L6 218H5L6 215H4V214H6V208H5V205H4L5 204V199H4L5 191H4V189H2V191H4V192L1 191ZM246 188L247 187L244 185L243 189H246ZM204 191H205V193H207L206 194L207 196L205 195ZM189 192L191 193L192 197H191ZM163 194L166 195V197H162ZM169 194H170V196H169ZM188 195L185 196V197H188ZM182 197L184 199H182ZM214 197H216V195L213 196V199H215ZM169 198H170V200H168ZM210 198H211V200L207 201ZM180 199H181V201H180ZM162 200H165V201H162ZM171 200L172 201L175 200V202H177L176 203L177 206H176V204L174 202H173V204L175 206L174 205L171 206L170 203H169ZM183 200H186L188 203L187 202L185 203ZM204 201L206 202V205H207V203H209L208 205L210 206V208L209 207L206 208V206H204L205 205V204H203V203H205ZM200 205L202 206L201 209H200ZM188 206H189V209H187ZM203 206H204V208H203ZM51 207H53V208H51ZM190 207H191V209H190ZM202 208H203V210H202ZM55 209H56V211H55ZM174 209H176L175 213L173 211ZM198 209H200V210H198ZM259 209H262V211H260V212L263 213V215H261V220L259 219L260 220V224H261V223L264 222V219H263L264 218V204L263 205L262 204L259 205ZM177 210L179 211V213H176V212H178ZM192 210H194V211H192ZM196 210H197V212H196ZM52 212H53V215H52ZM156 212H158L157 213L158 215H157V217H154V214ZM212 212L213 211H211L210 213H212ZM151 213L153 214V216L151 215ZM194 213L195 214L197 213V214L195 215ZM50 214H51V216H50ZM179 214H180V216H179ZM33 215L36 216V218L33 219ZM47 215H49V216L47 217ZM3 216H4V218H3ZM160 217H161V219H160ZM246 219H247V217H246ZM2 220H3V222H2ZM153 221H156V224H153ZM158 222H160L161 224L158 223ZM145 223H147V224H145ZM202 224H203V227H202ZM219 224L221 225L222 223L221 222L220 223L217 222V226ZM246 224L247 223L245 221L240 220V221H238V223H235L234 226H231L232 229L234 230V232H236L238 234L240 232L239 235L234 233V232L231 233V231L227 230L228 232H230L231 235L236 236L235 237L236 239L233 238V236L228 237L230 234L226 231V227L223 225L224 228L222 230L221 229L222 225L221 226L219 225L220 229L223 232L222 231L221 232L217 231L216 235L217 234L218 235L219 234L222 235L224 233V229H225V233L227 232V234H228L227 237L229 239L232 237L231 238V241L233 240L232 242L229 241L226 238L230 242L229 247H231V248H228L229 249L228 252H230V250H234L235 248L239 247L244 242V239H243L244 236L247 234V232L250 231L249 227H248L249 225L247 226ZM2 225H4V227H7V225L5 226V224H2ZM2 225H0V226L2 228H4ZM146 225L147 226L149 225V226L147 227ZM215 225H216V222H215V224L213 223L214 228L216 227ZM254 225L255 226H253V227L257 226L256 223ZM152 226L153 227H157L158 229L160 227L161 228V230L159 229L160 232L163 229L164 232H165V233H163V234H165V236H164L165 238L162 236L163 237V239H162L159 236V234H158L159 232H157L159 230L153 228ZM195 226H196V228H195ZM1 227H0V234L2 233V228ZM150 227H152V228L150 229ZM201 227L204 228L205 231H203ZM219 227H216V228L218 229ZM233 227L239 228L240 231L239 232L235 231L236 229H234ZM148 228H149V230H148ZM145 229L148 230V233H147V231ZM232 229L230 228L229 230H232ZM7 231H8L7 232L8 233L7 234L8 238L13 240V238L11 237L12 236L11 234L13 232L11 230V227ZM151 231H153V232H151ZM155 232H156V234H153ZM201 232L204 233V234L202 235ZM225 233L223 234L224 236H225ZM144 234H146L148 236V239H145V237H147V236H144ZM200 234H201V236H200ZM206 234L208 235V233H206ZM149 236L150 237L154 236V238H156L155 241H157L156 243H158V245L153 243L154 242V240H153L154 238H152V237L149 238ZM1 237L2 236L0 235V239H1ZM3 238H4V236H3ZM3 238L1 239L2 242L0 241V252H1L0 255L3 254L2 253L3 250H1V248L3 246V242H4ZM143 238L146 241L148 240L147 241L148 243L145 244L146 241H144ZM223 238H225V237H223ZM149 239H150V242H149ZM165 239L168 240V241L165 242ZM238 239L241 241V243H240V241H238ZM162 242L164 243V245L161 244ZM237 242H239V243L237 244ZM13 243L14 242H12V244ZM166 243H168V244H166ZM169 243H171V244H169ZM154 244H155V246H154ZM235 244H237V247L235 246ZM233 245H234V247H233ZM236 250L237 249L234 250L236 253H234V252L232 253V255H234V258H235V256H237L236 254L239 251H241V249H239L237 251ZM154 252H156V253H154ZM152 253H154V254L152 255ZM148 254H149V257H148ZM143 256L146 257V259L143 258ZM151 258H152V260H151ZM173 258H175V257H173ZM110 259H112V260H110ZM142 259H144V260H142ZM147 259H150L151 261H147ZM146 262H148V263H146ZM171 262H173V261H171ZM3 263L4 264H8V263H6V261L3 262ZM3 263L1 262V264H3ZM174 263H176V262L174 261Z\"/></svg>","mask_w":264,"mask_h":264}]
</instances>
